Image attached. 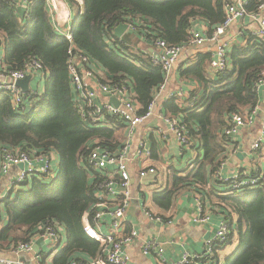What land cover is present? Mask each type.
<instances>
[{
  "label": "trees",
  "instance_id": "obj_1",
  "mask_svg": "<svg viewBox=\"0 0 264 264\" xmlns=\"http://www.w3.org/2000/svg\"><path fill=\"white\" fill-rule=\"evenodd\" d=\"M82 1V11L78 6L74 11L69 41L53 31L42 0H33L22 20L14 14L11 0H0L3 67L19 69L34 58L44 72V92L27 94L31 106L24 112L14 111L10 93L0 90V148L19 147L29 153L53 151L59 158L51 180L33 175L30 187L10 190L1 201L6 222L0 229V250H6L11 242L28 240L41 223L55 221L65 230V258L72 251L84 252L90 258L98 254L99 243L87 237L82 228L83 214L97 201L94 177L84 156L94 140L112 150L119 140L117 129L89 126L80 118L67 70L70 44L87 54L96 68L106 71L109 84L132 86L133 98L140 106L138 113L143 114L163 80L160 64L147 49L154 47L152 40L183 44L190 38L195 19L207 24L209 32L225 19L226 0ZM259 1L250 0L247 10L256 8ZM120 23H128L132 29L118 38L113 30ZM143 41L146 48L135 46ZM202 68L194 70L201 72L202 87L192 93L193 106L184 114L183 122L189 127L193 143L198 142L202 148L203 156L193 170L178 179L174 177L173 185L157 194L155 200L164 197L165 207L179 189L203 182L206 166L211 173L218 167V156L226 147L219 133L227 114L243 112L257 104L254 84L264 72V42L249 36L245 47L234 46L228 52L226 69L213 72V78L205 79ZM107 120L122 125L114 117ZM196 191L204 201L211 199L207 190ZM214 198L211 202L221 209L231 228L227 243L233 233L239 238L237 249L224 264H264V189L225 190ZM229 214H235L237 220H229ZM214 259L218 263L216 252Z\"/></svg>",
  "mask_w": 264,
  "mask_h": 264
},
{
  "label": "built area",
  "instance_id": "obj_2",
  "mask_svg": "<svg viewBox=\"0 0 264 264\" xmlns=\"http://www.w3.org/2000/svg\"><path fill=\"white\" fill-rule=\"evenodd\" d=\"M13 11L22 20L27 15L29 5L33 0L23 2L24 9L21 13L17 11V0H11ZM47 16L55 34L63 36L71 41L70 27L73 19V5L83 6L82 0H42ZM250 0H226L224 3L225 19L213 27L210 32L197 30L192 27L190 38L183 44H168L161 39H153L154 50L158 57L153 54L154 61L160 64L163 80L157 86L153 97L143 114L138 113V107L131 95L127 85H112L107 81L93 83L96 67L91 63L90 58L72 43L67 50V70L70 86L74 92V104L77 107L80 118L89 126L109 127L117 129L118 124L107 120L114 117L121 124L127 126L128 133L125 142L118 149H108L97 140L88 145L84 156V162L91 176H93V190L97 201L82 216V228L85 235L99 243L98 254L87 260L71 259L68 264H129V256L124 250L126 243L136 237V230H131L128 234H120L118 230L124 223L125 212L132 200L131 196V175L127 167V150L129 139L136 126L153 115L155 102L158 95L166 88L171 72L177 67V62L181 52L188 46H201L205 42H212L214 45L209 66L213 72H221L226 69L229 41L225 35L231 27L245 16L250 19V35L261 42H264V0L258 2L256 8L249 11L246 8ZM75 2V3H74ZM128 24V23H127ZM128 28L132 29L130 24ZM40 74L44 78L43 66L34 58H31L19 69H6L0 66V90L10 93L12 109L24 112L29 108L27 94L37 95V92H24L16 85V82L26 75ZM258 93L264 87V72L254 84ZM109 98H115L118 105H114L110 100L102 101L98 99V93ZM169 96L182 95L173 92ZM257 112V104L243 112H231L227 114L225 125L220 132L221 137L226 141L230 139L240 128L251 124ZM173 133L179 148L187 149L193 144L189 127L181 120L166 115L159 114ZM264 149V120L259 128L256 138L251 144L252 150ZM51 153L32 152L29 153L19 147L13 149L0 148V172H6L11 166L21 164L23 167L18 171L12 180L10 189L30 187L33 175H39L47 180L53 178L55 172L51 166ZM231 153H237V148H232ZM149 150L145 147L144 141H140L139 148L135 152L136 157L148 156ZM224 160V159H223ZM225 161V160H224ZM139 183L142 184L147 178L151 183H159V174L155 166H144L137 171ZM221 179V177H219ZM229 190L236 191L246 188H254L264 183L263 173L258 168L246 167L235 172L231 176L224 178ZM197 206L196 220L200 223H207L210 219V209L208 210L205 201L197 191L195 196ZM145 213L152 221L172 224V219L159 216L145 207ZM106 225V227H105ZM230 225L227 220H221L211 237L204 241V248L201 252L182 254L181 259L173 261L171 264H218L214 259L219 246L227 244L230 233ZM65 233L64 227L55 221H45L38 227V231L32 234L26 241L11 242L6 253L0 255V264H29V261L22 257L25 253H30L34 249L36 240H47L51 245H59ZM163 247L158 240L150 237L142 242V252L144 254L155 253L161 255ZM11 254L12 256L6 255ZM23 254V255H22ZM34 258L40 260V253L34 252Z\"/></svg>",
  "mask_w": 264,
  "mask_h": 264
},
{
  "label": "crops",
  "instance_id": "obj_3",
  "mask_svg": "<svg viewBox=\"0 0 264 264\" xmlns=\"http://www.w3.org/2000/svg\"><path fill=\"white\" fill-rule=\"evenodd\" d=\"M24 1L17 0V11L19 13L24 9ZM76 7V4L73 5V12ZM78 9L82 11L83 6L81 8L78 6ZM192 24L197 30L203 32L205 29H209V26L200 19H195ZM250 29V19L247 16L239 19L231 27L225 35V39L229 41V51L234 46L237 48L246 46L247 39L251 36ZM129 30L131 29L128 28L126 32H129ZM133 41L136 42L135 38H133ZM130 46L134 48V45ZM135 46L146 48L144 41L138 42ZM213 47V43L207 41L201 46H188L184 48L179 56L177 67L171 72L166 88L156 99L153 115L138 124L129 139L127 167L131 175L132 200L125 212L124 223L119 228L120 230H118L123 235L128 234L131 230H136L137 232L136 237L124 246V250L130 258L129 264H171L173 261L181 259L182 254L185 252L188 254L201 252L204 248V241L213 235L221 220H226V216L222 214L221 209H218L216 204L211 202V199H215V195H220L221 192L229 190V186L224 181V178L246 167L258 168L264 173V149H251V144L256 138L264 120L263 87L257 93V112L253 122L240 128L237 133L226 141L224 153L218 156L220 162L215 171L211 173L210 167L206 166L203 182L200 180L201 182L191 183L179 189L167 207L164 205V203H167L164 197H158V201L155 200L158 193L173 185L174 177L178 179L179 176L193 170L198 160L203 156V150L199 148L198 142H194L187 149L181 150L173 133L170 131L168 125L163 122L159 114H166L184 121V114L188 113V109L193 106L192 93L199 92L202 87V82L200 81L201 72L195 73L194 70L202 66V69H204L202 74L205 79L213 78L214 76L213 70L209 66ZM147 49L154 50V47H148ZM0 66L3 67V48L1 45ZM94 75L93 83L96 81L100 82L98 80L103 82L107 80V73L102 67H97ZM129 89L132 97H134L132 86ZM28 91L37 92L39 95H42L44 92V80L40 74L35 73L31 75ZM179 91L183 94L174 97L168 94L170 92L175 94V92L178 93ZM98 95V99L102 101H111L112 99V97L109 98L100 92ZM135 103L137 107H140L136 101ZM200 111L201 109H198V112ZM191 126L193 125L191 124ZM116 132L119 142L115 150L125 142L128 133L127 126L124 124L118 126ZM220 138L222 137L219 133ZM142 140L145 143V147L149 150V154L140 158L135 156V152ZM234 147L237 148V153L235 154L231 153V149ZM51 160L52 169L56 172L59 158L55 152L51 153ZM144 166L156 167L159 174L158 184L154 185L149 178L142 184L139 183L137 171ZM21 168L22 165L19 164L11 166L6 172H0V216L2 217L0 229L6 222V215L1 201L8 195L10 190L14 192L15 189H10V185ZM261 187L264 189V185H261ZM27 188L25 186V189ZM196 190H207L210 193L211 199L205 200L207 209H210V219L207 223H200L196 220ZM205 198L207 199V195ZM145 207L159 216L172 219V224L167 225L150 220L144 211ZM227 218L233 222L237 220L235 214H229ZM150 237L156 238L163 247L164 250L160 256L153 252L148 254L142 252V242ZM238 244L239 238L237 234L233 233L230 242L216 253L218 264H224L225 259L233 254ZM65 245V235H63L61 243L57 246L51 245L47 240L38 239L33 251L24 255L22 254V257L28 260L29 264H68L74 257L90 258L86 253L80 251H72L65 258V251L62 252ZM55 247L56 249H54ZM6 250H0V255L5 254ZM34 252L40 253L42 256L40 260L34 258ZM6 255L12 256L11 254Z\"/></svg>",
  "mask_w": 264,
  "mask_h": 264
},
{
  "label": "water",
  "instance_id": "obj_4",
  "mask_svg": "<svg viewBox=\"0 0 264 264\" xmlns=\"http://www.w3.org/2000/svg\"><path fill=\"white\" fill-rule=\"evenodd\" d=\"M127 29H128L127 23H120L114 28L113 33L116 37L120 38L127 31ZM151 52L158 57V53L156 50H151ZM30 79H31V75H26L23 79L18 80L16 82V85L20 87L24 92H27ZM111 102L114 105H118V101L115 98H112Z\"/></svg>",
  "mask_w": 264,
  "mask_h": 264
},
{
  "label": "rangeland",
  "instance_id": "obj_5",
  "mask_svg": "<svg viewBox=\"0 0 264 264\" xmlns=\"http://www.w3.org/2000/svg\"><path fill=\"white\" fill-rule=\"evenodd\" d=\"M129 37H130V36H129ZM130 38H131V39H133V37H132V36H131ZM29 103H30V102H29ZM30 185H31V182H30Z\"/></svg>",
  "mask_w": 264,
  "mask_h": 264
}]
</instances>
